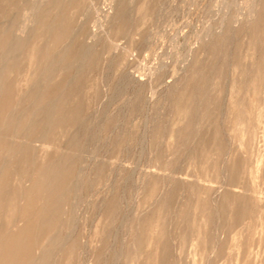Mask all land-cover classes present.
<instances>
[{"label": "rangeland", "instance_id": "rangeland-1", "mask_svg": "<svg viewBox=\"0 0 264 264\" xmlns=\"http://www.w3.org/2000/svg\"><path fill=\"white\" fill-rule=\"evenodd\" d=\"M66 1L0 2V264H264V0Z\"/></svg>", "mask_w": 264, "mask_h": 264}, {"label": "bare ground", "instance_id": "bare-ground-1", "mask_svg": "<svg viewBox=\"0 0 264 264\" xmlns=\"http://www.w3.org/2000/svg\"><path fill=\"white\" fill-rule=\"evenodd\" d=\"M22 2V1H25V0H0V2ZM35 2H59V0H34ZM63 1V0H62ZM74 1V0H73ZM28 2V1H27ZM68 3V1H66L65 0V3ZM138 2V1H137ZM45 3L44 4H40L39 6H38V8H37V10L35 9L34 10V12L31 14V18L30 17H24L23 16V18L21 17L20 19H18L17 17L15 18L13 15V19H11L12 20V22L10 21V23L11 24H9L10 26L9 27H7L6 28V25L4 26L3 25V23L2 24H0V26H1V31H0V34H1V37H0V43H5L6 44V47L8 46V51L6 50L5 51V53L7 52V55H5L4 57H3V60H0V61H2V64H1V66H0V73H1V76H3V73L4 72H2L5 68V65H6V61H8L11 57L13 58V56L15 55V53H16V46H17V42H19L20 41V39L21 38H23V36H26L27 35V32L29 31V29L31 28V27H33V25L35 24V22H36V20H37V17L38 16H40V15H42L43 13H44V11L45 10H47V8L45 7H43L42 8V6L43 5H45ZM60 3V2H59ZM59 3H56V4H59ZM69 3H71V2H69ZM55 4V5H56ZM64 3H62V5H63ZM137 4V3H136ZM33 5V4H32ZM54 5V6H55ZM69 5H71V4H69ZM11 6V5H10ZM61 6V5H60ZM13 8L15 7V6H12ZM52 8H53V6H52ZM1 9V8H0ZM6 11H7V9H5ZM28 10V9H27ZM6 11H5V13L4 14H6ZM19 11L20 10H18V13H19ZM66 11V10H65ZM65 11H63V12H65ZM17 12V11H16ZM15 12V13H16ZM62 12V11H61ZM29 13V12H28ZM8 14V13H7ZM16 15V14H15ZM22 15H23V13H22ZM27 15V14H26ZM54 15V14H53ZM57 15H59V12H58V14ZM61 15L63 16V15H65L64 13L62 14L61 13ZM11 16V17H12ZM27 16H29V15H27ZM64 17V16H63ZM15 18V19H14ZM61 19H63L62 17H60ZM18 19V20H17ZM51 19V18H50ZM53 19H55V16H54V18ZM9 20V19H8ZM42 20V19H41ZM64 20V22H65V19H63ZM6 21V20H5ZM46 21V20H45ZM4 22V21H3ZM52 22V21H51ZM55 22V21H54ZM53 22V23H54ZM62 22V21H61ZM5 23V22H4ZM17 23V24H16ZM59 24V23H58ZM61 24V27L63 26L62 25V23H60ZM35 26V25H34ZM50 26V25H49ZM54 26V25H53ZM79 26V25H78ZM82 26V25H81ZM52 27V26H51ZM57 27H59V26H57ZM56 27V28H57ZM113 27V26H112ZM14 29V30H12V32L10 33V34H6V37L4 38L3 37V33H4V30L5 29ZM49 28V27H48ZM55 28V27H54ZM75 28V27H74ZM110 28H111V26H110ZM109 28V29H110ZM59 29V28H58ZM73 29V28H72ZM108 29V28H107ZM113 29V28H112ZM121 29V28H120ZM35 30V29H34ZM49 30H52L51 28L49 29ZM54 30H56V29H54ZM76 29H74V31H75ZM109 31V30H108ZM10 32V31H9ZM30 32V31H29ZM28 32V33H29ZM50 33V32H49ZM109 33V32H108ZM108 33H107V35H108ZM50 34H52V33H50ZM49 34V35H50ZM53 35V34H52ZM105 35V34H104ZM107 35H105V36H107ZM110 35V34H109ZM102 37V36H101ZM26 38V37H25ZM30 38V37H29ZM28 38V39H29ZM74 38V37H73ZM111 38V37H110ZM100 39V38H99ZM106 39V37L104 38V40ZM19 40V41H18ZM71 40V39H70ZM111 40V39H110ZM209 40V39H208ZM97 41H99V40H97ZM70 42V41H69ZM105 42V41H104ZM111 42V41H110ZM28 42L26 41V44H27ZM201 43V42H200ZM70 44V43H69ZM238 44V43H237ZM71 45V44H70ZM87 45H89V44H87ZM25 46V45H24ZM6 48H4V50H5ZM94 49V48H93ZM23 50V49H22ZM89 48H85L83 51L82 50H80V51H82L81 52V54H80V56H78L77 58H75V57H73L72 59V61L70 60V62H72L74 65H77L78 67H81V68H79L80 69V71H82V65H84L83 64V62L86 60V59H88V58H86L87 57V55L89 54V53H91V52H89ZM2 52H3V50H2ZM19 52V51H18ZM4 53V54H5ZM20 54V53H19ZM92 54V53H91ZM105 54V53H104ZM103 54V55H104ZM90 55V54H89ZM18 56H20V55H18ZM17 56V57H18ZM75 58V59H74ZM86 58V59H85ZM20 59V58H19ZM65 60V59H64ZM88 61V60H87ZM58 62L59 63H61V59H60V61L58 60ZM58 62H57V64H58ZM68 63V62H67ZM73 64H71V65H73ZM86 64V63H85ZM55 65V64H54ZM73 65V66H74ZM66 66V65H65ZM69 67H70V65H68ZM67 66V67H68ZM62 67V66H61ZM69 67H68V69H69ZM77 67V68H78ZM54 68V67H53ZM59 68V67H58ZM71 68H72V66H71ZM59 69H62V68H59ZM66 69V68H65ZM74 69H75V67H74ZM76 70V69H75ZM74 70V71H75ZM55 70H53V72H54ZM57 71H58V69H57ZM60 71V70H59ZM77 71L78 70H76V73H77ZM79 71V72H80ZM51 72H52V70H51ZM6 74V72L4 73V75ZM51 74V73H50ZM76 76V75H75ZM9 79V78H8ZM74 79V78H73ZM6 81H8V80H6ZM2 82V81H1ZM5 82V81H4ZM35 83V82H34ZM4 84V83H3ZM2 85V84H1ZM0 85V86H1ZM32 86H33V84H31ZM30 85V86H31ZM42 85V84H41ZM24 86V85H23ZM29 86V87H30ZM31 86V87H32ZM35 86V85H34ZM30 87V88H31ZM37 87V86H36ZM40 88H41V86H39ZM1 88H2V86H1ZM0 88V89H1ZM22 88V87H21ZM35 88V87H34ZM1 91V90H0ZM33 91V90H32ZM31 91V92H32ZM45 104V103H44ZM45 110H47L48 111V115L46 116L47 118H50L51 119V116H52V108H50V107H48V108H46ZM7 115V114H6ZM19 115V114H18ZM46 115V114H45ZM15 116V115H14ZM42 117V116H41ZM43 117H45L44 115H43ZM53 117V116H52ZM56 118V117H55ZM54 118V119H55ZM53 119V120H54ZM59 119V118H58ZM195 119V118H194ZM46 120V119H45ZM49 120V119H48ZM198 120V119H197ZM36 122V121H35ZM198 122V121H197ZM34 123V122H33ZM194 123H195V121H194ZM193 123V124H194ZM63 124H65V120H64V123ZM16 126V125H15ZM1 130V129H0ZM7 131V130H6ZM1 132H2V130H1ZM44 131H42V133H43ZM201 133V132H200ZM6 134V133H5ZM4 134V135H5ZM59 134V133H58ZM45 135V134H44ZM190 135V134H189ZM42 136V135H41ZM16 137V136H15ZM28 138V137H27ZM38 138H40V137H38ZM44 138V136L42 137V139ZM43 141V140H42ZM189 142V141H188ZM187 142V143H188ZM191 142V141H190ZM186 143V144H187ZM194 143V142H193ZM192 143V144H193ZM189 144V143H188ZM192 148V147H191ZM202 149V148H201ZM190 150V149H189ZM188 150V151H189ZM198 152V151H197ZM33 163V162H32ZM2 167H3V165H2ZM1 168V167H0ZM2 169V168H1ZM1 169H0V171H1ZM223 173V172H222ZM223 181H224V179H223ZM223 183H225V181L223 182ZM12 207V206H11ZM8 209V208H7ZM3 215V214H2ZM219 220V219H218ZM222 221H224V220H221V222ZM2 222V221H1ZM219 223V222H218ZM225 223V222H224ZM226 224V223H225ZM4 225V224H3ZM219 225V224H218ZM167 226V225H166ZM164 229H166V228H164ZM219 229V228H218ZM165 231V230H164ZM170 231V230H169ZM216 231V230H215ZM218 231V230H217ZM187 232V231H186ZM165 233V235H166V232H164ZM167 233H170V232H167ZM216 233V232H215ZM219 233H217L216 235H218ZM262 234V233H261ZM164 235V236H165ZM216 237V236H215ZM40 238V237H39ZM34 239V238H33ZM171 239H172V237H171ZM218 239V238H217ZM226 241H227V239H226ZM225 243V242H224ZM217 244V243H216ZM189 245V239L188 238H184L183 239V241H180V245L177 247V252H178V254H179V256H180V258H184V259H186V260H191V263L192 264H196L195 263V257H196V253H195V251L194 250H192L191 248H187V246ZM174 247V246H173ZM166 248V247H165ZM187 248V249H186ZM61 249V248H60ZM213 249H214V247H213ZM168 251V250H167ZM123 252V251H122ZM131 253V252H130ZM211 253V252H210ZM115 254V253H114ZM120 255V254H119ZM124 255V254H123ZM133 255H135V254H133ZM128 256H129V254H128ZM166 256H168V255H166ZM117 257V256H116ZM119 257H121V256H119ZM122 258V257H121ZM138 258V257H137ZM118 260V259H117ZM132 260H135V261H137V259L136 258H134V256L132 257ZM166 260V259H165ZM218 260V259H217ZM174 262V261H173ZM132 263H134V262H132ZM165 263V262H164ZM167 263V262H166ZM175 263V262H174ZM126 264V263H125ZM168 264V263H167Z\"/></svg>", "mask_w": 264, "mask_h": 264}]
</instances>
